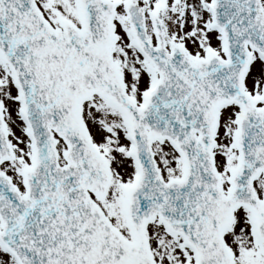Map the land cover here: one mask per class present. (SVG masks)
<instances>
[{
  "label": "snow or ice",
  "instance_id": "snow-or-ice-1",
  "mask_svg": "<svg viewBox=\"0 0 264 264\" xmlns=\"http://www.w3.org/2000/svg\"><path fill=\"white\" fill-rule=\"evenodd\" d=\"M0 264H264V0H0Z\"/></svg>",
  "mask_w": 264,
  "mask_h": 264
}]
</instances>
